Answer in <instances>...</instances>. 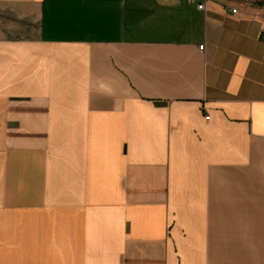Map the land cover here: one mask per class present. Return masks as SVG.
Masks as SVG:
<instances>
[{
  "label": "crops",
  "instance_id": "crops-1",
  "mask_svg": "<svg viewBox=\"0 0 264 264\" xmlns=\"http://www.w3.org/2000/svg\"><path fill=\"white\" fill-rule=\"evenodd\" d=\"M0 264H264V0H0Z\"/></svg>",
  "mask_w": 264,
  "mask_h": 264
},
{
  "label": "built area",
  "instance_id": "built-area-1",
  "mask_svg": "<svg viewBox=\"0 0 264 264\" xmlns=\"http://www.w3.org/2000/svg\"><path fill=\"white\" fill-rule=\"evenodd\" d=\"M199 7H200L201 9H204V8H205V3H200V4H199ZM228 8H229V10H231V11H233V12H237V8H233V7H228ZM200 48H201V49H204V45H201ZM206 118L209 119L210 116L207 115Z\"/></svg>",
  "mask_w": 264,
  "mask_h": 264
}]
</instances>
